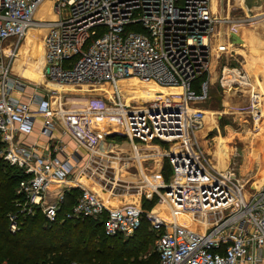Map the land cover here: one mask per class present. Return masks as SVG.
Returning <instances> with one entry per match:
<instances>
[{
  "label": "built area",
  "instance_id": "2783aa9c",
  "mask_svg": "<svg viewBox=\"0 0 264 264\" xmlns=\"http://www.w3.org/2000/svg\"><path fill=\"white\" fill-rule=\"evenodd\" d=\"M47 2L54 17H44L42 24L47 31L45 81L67 86L112 84L102 88L104 95L70 105L57 89L35 92L26 101L15 98L26 81L13 73L12 62ZM222 21L213 14L211 0H0V45L15 40L8 58H0V157L25 173L17 187L10 229H18L20 214L31 215L37 209L49 222L56 221L67 192L79 189L64 219L103 218L107 236L131 237L146 218L157 234L159 264H259L264 184L246 195V185L235 171L217 170L209 163L196 135L205 115L199 104L209 95L212 49L217 46L220 55L227 52ZM234 74L223 70V84L231 83ZM131 77L177 93L127 103L119 81ZM36 117L43 119L39 135L49 138L46 150L39 143L18 140L20 133L34 130ZM104 117L121 123L122 129L115 131L129 149L109 140L113 131L95 128V120ZM58 124L62 130L53 136ZM64 136L74 141V147ZM149 148L155 150L154 156L168 159L172 169L168 181L162 169L154 181L144 173ZM131 167L139 170V178L130 177ZM52 189L58 191L50 200ZM127 196L149 201L157 197L166 205L170 221L137 202H110Z\"/></svg>",
  "mask_w": 264,
  "mask_h": 264
},
{
  "label": "rangeland",
  "instance_id": "374dc122",
  "mask_svg": "<svg viewBox=\"0 0 264 264\" xmlns=\"http://www.w3.org/2000/svg\"><path fill=\"white\" fill-rule=\"evenodd\" d=\"M218 3L219 6L214 11L211 0V8L217 18H224L221 26L220 24L219 26L224 34L223 38L228 44L227 52L219 56L217 63L215 54H218L219 50L217 46L212 49L213 60L208 75L209 95L205 101L199 104L200 108L208 112H205L204 125L197 131L196 135L207 160L213 167H215V160L213 159L215 149H220L226 156L229 154L227 167L215 169L235 171L239 179L246 185L245 192L247 195L248 192L257 190L264 184V0H243V3H237V0H218ZM48 6L49 2L43 4L35 16V23L38 24H33L21 39L12 63L13 73L19 75L20 79L27 81L28 85L33 86L29 83L39 84L38 88L43 92L48 89L59 90L62 88L59 94L62 93L64 101L69 105L72 101L87 100L93 96L104 95L102 88L110 89L113 87L112 84L102 85L104 87L100 85L67 86L45 81L42 73L43 52H45L44 38L47 31L42 24L44 17H54L52 12L48 11ZM229 6L230 8L227 9ZM14 42V39H9L0 45V58H8ZM225 69L235 71L232 78L234 80L231 83L223 84L222 77ZM229 84L233 88L232 91L229 90ZM129 85H131L132 90L127 92L124 89ZM119 87L123 100L129 103L133 99V104L159 98V96L151 95L149 90L170 93L165 88L144 84L134 77L119 81ZM110 95L113 96L112 93ZM95 121L97 123L96 129L105 132L113 131L112 134L109 133L108 138L110 141L113 138L114 144L124 143L130 147L129 144L120 141L124 137L115 131L122 129L119 121L107 117ZM148 145L151 146L152 144L149 143ZM145 153L143 171L150 180L154 181V177L161 173L167 158L161 157V155L154 156L155 150L151 148L147 149ZM128 171L132 174L131 176L128 174L131 178H137V176L139 178V170L135 167H131ZM132 183L135 182L132 181ZM96 187L99 186L96 185ZM119 198L117 203L120 205L137 202L144 206L143 203H148L144 197L139 200L137 196ZM153 200L154 198L151 201ZM164 205L156 198L154 205L148 211L165 210L166 212L167 208ZM41 213L43 214L42 211ZM170 219L171 217L167 218L168 221ZM189 222L190 225L199 229V225H195L194 221L190 220ZM143 227L147 228L146 223ZM120 238L127 240L130 237L120 236ZM149 246L158 252L155 237ZM79 259V256L71 258V260ZM81 261L94 263V261L82 259Z\"/></svg>",
  "mask_w": 264,
  "mask_h": 264
},
{
  "label": "trees",
  "instance_id": "16d2710c",
  "mask_svg": "<svg viewBox=\"0 0 264 264\" xmlns=\"http://www.w3.org/2000/svg\"><path fill=\"white\" fill-rule=\"evenodd\" d=\"M204 78L206 75L198 79L196 86ZM149 93L159 97L171 94L152 90ZM162 173L168 181L172 174L168 159ZM23 177L22 169L9 165L0 157V260L11 264H69L73 261L71 258L79 256L78 261H94L89 262L91 264H159V253L149 246L157 234L146 218L127 240L107 236L103 218L64 219V212L75 203L79 189L67 192L65 205L56 221L49 222L37 209L31 215L20 214L19 227L13 232L10 216L16 212L17 187ZM156 198L143 203L144 210L148 211ZM145 223L147 228L143 227Z\"/></svg>",
  "mask_w": 264,
  "mask_h": 264
},
{
  "label": "crops",
  "instance_id": "0c3cea01",
  "mask_svg": "<svg viewBox=\"0 0 264 264\" xmlns=\"http://www.w3.org/2000/svg\"><path fill=\"white\" fill-rule=\"evenodd\" d=\"M218 6H219V3H218ZM43 55H44V52H43ZM215 55L217 56L216 58H217V63H218V58L220 56V52H218V54H215ZM210 69H211V64H210ZM27 83L28 82L26 81V85H25L24 90H22L21 92H16L15 95H14L15 98H17L20 101L28 100V97H30L35 92H38L40 94L43 93V91L38 88L39 84L29 83V84H33V86H32V85H28ZM35 85H37V86H35ZM52 103H53L54 106H56L54 99H52ZM32 108L36 109V106H32ZM42 122H43V119H41L40 117H36L35 118V123H34V127H35L34 130L31 133H29V134L20 133L18 135V140L23 142V143H26V144L39 143L41 145H44V149L46 150L47 147H49V145L45 146L48 143L49 138H47L45 136H42V135H39V133H38V131H39L41 125H42ZM61 130H62V127L60 126V124H58L55 127V129H54L53 136H58L60 134ZM63 140L65 142H67L69 146L74 147V141L69 136H64ZM129 148L130 147H127L125 145V149H129ZM85 152L86 151L84 149H80V153H81L80 155H84ZM93 189L96 190L98 192V194L101 195L103 198H106V196H107L106 193L103 192L100 189V187H96V186L93 185ZM57 191H58V189H52L50 192H48V199L51 200L52 197H54V195L57 193ZM119 199H120L119 197L113 198L112 200H110V202L113 203V204L119 205V203H117L119 201ZM164 207L167 208L166 205H164ZM160 214L163 216V218L166 221H168L167 218H170V214H169L168 210H166V212H165V210H160ZM258 254L261 257V260H260L259 264H264V247H262V248H260V250H258ZM242 264H245V263H242Z\"/></svg>",
  "mask_w": 264,
  "mask_h": 264
},
{
  "label": "bare ground",
  "instance_id": "6f19581e",
  "mask_svg": "<svg viewBox=\"0 0 264 264\" xmlns=\"http://www.w3.org/2000/svg\"><path fill=\"white\" fill-rule=\"evenodd\" d=\"M237 3H243V0H237ZM212 5H213V10L214 11H216L215 9H216V7H218V0H212ZM230 8V6L229 7H227V9H229ZM212 10V11H213ZM9 40V39H8ZM7 49H9V48H7ZM44 54H45V52H44ZM14 61V60H13ZM13 63V62H12ZM228 73H229V71L228 72H226V74L228 75ZM42 76H43V73H42ZM44 77V76H43ZM22 80V79H21ZM132 82V81H131ZM142 82V81H141ZM144 83V82H143ZM144 84H147V85H155V86H157V87H159L158 85H156L155 83H152V82H145ZM230 85V84H229ZM88 88V87H87ZM161 88V87H160ZM240 88V87H239ZM62 88H60L59 90H61ZM235 89V88H234ZM124 90H126L127 92H128V90H132V88H131V85H129V86H127ZM168 91H170V93H177V90H175V89H167ZM229 90H233V88L231 87V86H229ZM109 93H112L113 94V92H109ZM129 95H131V93H129ZM58 97H53V99H54V101L57 99ZM206 113L208 112V111H205ZM206 113H205V115H204V119L203 120H205V116H206ZM254 113V112H253ZM214 114V113H213ZM204 125V124H203ZM204 127V126H203ZM198 131V130H197ZM214 160H215V167L214 168H218V167H222V169H225L226 167H227V159H228V156H229V154L226 156V155H224L223 154V152H221L220 151V149H215V152H214Z\"/></svg>",
  "mask_w": 264,
  "mask_h": 264
}]
</instances>
